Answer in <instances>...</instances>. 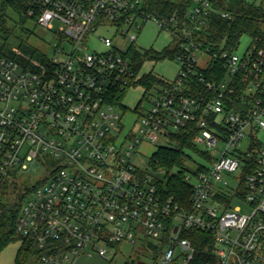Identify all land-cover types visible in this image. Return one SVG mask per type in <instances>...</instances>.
Wrapping results in <instances>:
<instances>
[{
    "label": "built area",
    "instance_id": "built-area-1",
    "mask_svg": "<svg viewBox=\"0 0 264 264\" xmlns=\"http://www.w3.org/2000/svg\"><path fill=\"white\" fill-rule=\"evenodd\" d=\"M29 1L28 14L59 42L51 55L40 52L42 59L15 46L13 55L0 50V197L7 183L33 186L16 230L44 251L37 264L106 259L123 242L153 248L168 264L178 252L188 264L194 247L183 232L189 229L213 235L217 264H264V137L258 135L264 131V39L243 55L197 41L211 10L231 17L218 8L221 0H190L183 17L163 18L145 0ZM152 17L178 43L181 68L174 80L155 86L149 105L126 128L121 94L139 79L132 53L137 36L128 33ZM111 27L128 35L130 45L121 50L115 35H99L105 49L89 51L92 35ZM199 53L207 56L205 65ZM210 65L214 78L207 79L197 67ZM194 80L205 93H189ZM192 122L194 142L211 159L205 169L197 164L183 174L192 188L188 210L164 197L156 176L135 157L160 137L172 142Z\"/></svg>",
    "mask_w": 264,
    "mask_h": 264
},
{
    "label": "trees",
    "instance_id": "trees-1",
    "mask_svg": "<svg viewBox=\"0 0 264 264\" xmlns=\"http://www.w3.org/2000/svg\"><path fill=\"white\" fill-rule=\"evenodd\" d=\"M190 0H145V6L149 12L158 18L169 17L173 13L183 17ZM29 0H0V50L13 55L8 40L14 34L8 22L10 19L22 30H26V22L36 21V15H29L31 8ZM218 8L231 14L230 18L221 17L217 11L211 10L207 16V21L203 28L194 34V38L200 41L203 46L211 49H235L243 35L251 38V43H261L264 39V0H221ZM15 17V18H14ZM20 49V47H18ZM21 50V49H20ZM29 51V49H26ZM35 54V51H32ZM179 52L178 43L167 47L163 52L145 51L143 54L136 49L132 50L133 57L138 69L144 56H152L161 59L167 56H177ZM20 59V57H17ZM207 79L214 78V65L208 68L197 67ZM166 81L154 75H146L137 80L136 84H144L146 93L155 86L165 84ZM189 93L192 96L205 93L203 84L192 81ZM121 99L126 94H121ZM123 108L126 107L123 105ZM198 129L195 123H189L185 128L171 135L173 146H159L151 157V167L159 172L165 171L163 178L157 177V184L164 197H173L175 201L187 208L191 207L192 188L183 177L187 170L186 162H196L189 151H195L206 161H210L211 156L198 148L194 142V137ZM202 164L200 169H205ZM177 169V171H175ZM33 190V186L28 184L19 185L16 182L7 183L2 190L0 197V251L11 241L21 242L18 255L13 264H37L43 250L37 243L29 238L21 236L16 230L17 220L25 198ZM183 235L191 240L194 247L193 257L188 264H217V256L213 251L214 239L211 233L205 230L189 229ZM124 264H129L125 262Z\"/></svg>",
    "mask_w": 264,
    "mask_h": 264
},
{
    "label": "rangeland",
    "instance_id": "rangeland-1",
    "mask_svg": "<svg viewBox=\"0 0 264 264\" xmlns=\"http://www.w3.org/2000/svg\"><path fill=\"white\" fill-rule=\"evenodd\" d=\"M260 1V0H259ZM15 18V17H14ZM140 24L142 23L139 20ZM8 25L11 29H13V35L8 40L9 46L20 47L21 51L27 54L28 56H32L37 59H42L43 53H48L51 55L52 47L54 44L59 42V38L50 30H46L36 21L29 20L26 22V30H22L20 26L14 23L13 17L8 22ZM116 32V27H111L109 30H104L99 28L97 32L92 35L89 41V51H101L105 49L103 43L99 40V35H106L110 37H114ZM136 35L137 39L134 42L135 49L142 54L145 51H154L161 53L167 47L173 46L175 40L171 32L167 29L160 28L156 23L154 17L145 22L140 30L133 28L130 30L128 35ZM123 35H115V44L121 49L125 50L131 43L129 36ZM67 47V46H66ZM251 48V38L248 35H243L240 39L238 46L234 49L235 53L238 55H243L247 50ZM26 49H29L27 51ZM35 51V54L32 51ZM199 56V64L205 65L207 56L198 54ZM181 68L180 60L177 56H167L161 59L154 58L152 56H144L140 62L138 67V76L139 78L145 77L146 75H154L160 77L164 81H172L174 80ZM155 93V89L148 94L146 93V86L144 84H136L130 87L126 95L123 99V105L126 107L124 109L126 111V115L124 118V124L126 128H129L133 122L135 121L136 114L135 111L138 109H142L143 107H147L149 105L148 99H151L153 94ZM148 94V98L146 95ZM259 137L262 139L264 137V131L259 132ZM246 141L242 142L243 146H246ZM175 146L174 142H170L165 138L160 137L159 140L155 143L144 144L140 148V154L135 157L137 162V166L141 169L149 170L153 175L163 178V174L160 172H156L150 168L151 166V157L155 150L159 146ZM198 148L202 151H206L208 148L205 146L198 144ZM190 155L196 162H186L185 165L187 168L195 169L197 164H205V159L198 155L195 151H189ZM35 170L32 169L31 181L35 180L33 175H35ZM188 170V169H187ZM177 171V169H175ZM39 175V174H38ZM26 180V177L24 178ZM228 180L230 184L233 185L236 181L233 176L228 175ZM27 180L25 183L31 182ZM241 204L240 201L234 200L233 206ZM243 206V205H242ZM251 210L250 206L247 205L243 207L244 212H249ZM153 242L155 240L149 239ZM21 247L20 241H11L0 251V264H13L19 249ZM117 251L114 249H110L108 253V257H94L90 259L81 258L82 261L80 264H124L128 262L129 264H168L165 263L162 257H159V254L154 252V250L150 249L145 245H141L139 243L132 245L129 242H123L118 248ZM184 258L176 253L173 263L171 264H183Z\"/></svg>",
    "mask_w": 264,
    "mask_h": 264
},
{
    "label": "crops",
    "instance_id": "crops-1",
    "mask_svg": "<svg viewBox=\"0 0 264 264\" xmlns=\"http://www.w3.org/2000/svg\"><path fill=\"white\" fill-rule=\"evenodd\" d=\"M81 261H82V259H80V260L78 261V263H77V264H80V263H81Z\"/></svg>",
    "mask_w": 264,
    "mask_h": 264
}]
</instances>
